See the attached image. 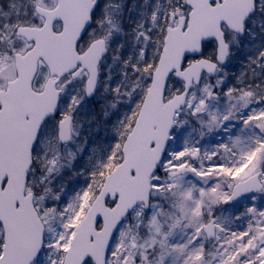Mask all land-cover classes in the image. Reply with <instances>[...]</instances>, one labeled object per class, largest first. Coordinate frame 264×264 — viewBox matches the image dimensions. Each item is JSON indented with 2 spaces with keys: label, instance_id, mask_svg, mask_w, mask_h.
I'll return each instance as SVG.
<instances>
[{
  "label": "snow or ice",
  "instance_id": "6c2138e0",
  "mask_svg": "<svg viewBox=\"0 0 264 264\" xmlns=\"http://www.w3.org/2000/svg\"><path fill=\"white\" fill-rule=\"evenodd\" d=\"M124 11L0 7V264H264V0Z\"/></svg>",
  "mask_w": 264,
  "mask_h": 264
},
{
  "label": "rangeland",
  "instance_id": "374dc122",
  "mask_svg": "<svg viewBox=\"0 0 264 264\" xmlns=\"http://www.w3.org/2000/svg\"><path fill=\"white\" fill-rule=\"evenodd\" d=\"M8 3H9V0H0V7L6 8ZM237 55H240L239 51H237L235 58L237 57ZM234 59H232V61H234ZM243 71H245V70H243ZM240 73L241 72H239V71L234 73V76L230 79V86L235 85L237 83L236 77H238L240 75ZM97 101H98V98H93L91 101H88V103L85 102L84 110L81 111V113H80L81 122H83V120L86 117L91 118V117H94L97 115V113L99 112V107H100L99 103ZM102 127L103 126H101V128ZM103 136H104V133L102 130L99 133H97L95 128H93L91 131H89V126L87 124L85 125V129H84V133H83V139L86 141V143H83L81 145L84 148V152L82 155L77 157V160L73 161V165L75 167L80 168V167H84L86 165L89 154L92 152L94 147L99 146L100 139ZM218 138L219 137L216 133H211V134L205 135L203 140H201V144H204L207 141L215 142V139H218ZM64 182L68 185L75 184V185H81L82 186L84 183V179L82 177H77L75 179H72V178L66 176ZM257 203H259V199L257 200ZM219 207H228V206L227 205H221ZM243 210H244V208H243V206H241L238 209L237 214H239V212H242Z\"/></svg>",
  "mask_w": 264,
  "mask_h": 264
},
{
  "label": "flooded vegetation",
  "instance_id": "af4514ba",
  "mask_svg": "<svg viewBox=\"0 0 264 264\" xmlns=\"http://www.w3.org/2000/svg\"><path fill=\"white\" fill-rule=\"evenodd\" d=\"M142 2V0H124L125 11H124V27L125 29H130L134 26V20L136 18V13L134 11L129 12L134 4ZM128 8V9H127ZM228 69V66H227Z\"/></svg>",
  "mask_w": 264,
  "mask_h": 264
},
{
  "label": "trees",
  "instance_id": "16d2710c",
  "mask_svg": "<svg viewBox=\"0 0 264 264\" xmlns=\"http://www.w3.org/2000/svg\"><path fill=\"white\" fill-rule=\"evenodd\" d=\"M236 53H235V55H236ZM239 54L240 55H237V57L234 59V61H232L231 67H229V69H228L229 79L234 76V73H236L238 71L241 72L243 70H246L245 69V64L247 63V61L245 60L246 53L239 51Z\"/></svg>",
  "mask_w": 264,
  "mask_h": 264
}]
</instances>
